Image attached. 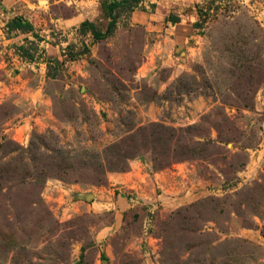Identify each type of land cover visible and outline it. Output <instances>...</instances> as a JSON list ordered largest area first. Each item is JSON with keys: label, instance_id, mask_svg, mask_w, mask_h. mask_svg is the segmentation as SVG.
<instances>
[{"label": "rangeland", "instance_id": "374dc122", "mask_svg": "<svg viewBox=\"0 0 264 264\" xmlns=\"http://www.w3.org/2000/svg\"><path fill=\"white\" fill-rule=\"evenodd\" d=\"M0 264H264V0H0Z\"/></svg>", "mask_w": 264, "mask_h": 264}, {"label": "trees", "instance_id": "16d2710c", "mask_svg": "<svg viewBox=\"0 0 264 264\" xmlns=\"http://www.w3.org/2000/svg\"><path fill=\"white\" fill-rule=\"evenodd\" d=\"M27 28V30H32V26L31 24H29L28 22H23V20L21 18H17L16 23L14 24V28Z\"/></svg>", "mask_w": 264, "mask_h": 264}, {"label": "crops", "instance_id": "0c3cea01", "mask_svg": "<svg viewBox=\"0 0 264 264\" xmlns=\"http://www.w3.org/2000/svg\"><path fill=\"white\" fill-rule=\"evenodd\" d=\"M72 20H75L76 22H74L75 24L73 23L70 26L76 25V23H79L81 21V20H79L77 18V16H74V17H70V18L63 19L62 22L66 25L67 23H70Z\"/></svg>", "mask_w": 264, "mask_h": 264}]
</instances>
